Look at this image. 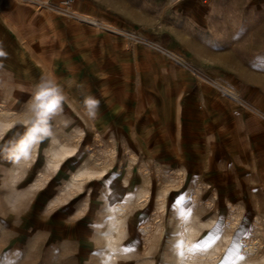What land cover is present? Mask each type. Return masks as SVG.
Returning <instances> with one entry per match:
<instances>
[{
  "label": "rangeland",
  "instance_id": "1",
  "mask_svg": "<svg viewBox=\"0 0 264 264\" xmlns=\"http://www.w3.org/2000/svg\"><path fill=\"white\" fill-rule=\"evenodd\" d=\"M82 8L123 31L86 27L48 11L56 28L76 22L88 40L62 48L60 68L55 62L47 73L51 85L33 94L54 92L59 104L44 123L47 135L38 134L26 161L16 162L11 149L33 126L36 100L25 104L23 113L0 114V120L14 122L13 144L0 147V264H107V233L114 217L122 215L125 231L113 264H179L187 255L189 222L213 221L195 235L189 253L200 254L231 234V243L214 264L245 258L250 240L264 250V120L226 91L264 110V69L249 70L248 55L239 64L229 55L224 60L208 54L198 44L208 34L170 0H83ZM166 51L192 62L223 89ZM60 80L77 82L65 103L69 86ZM79 82L94 90V107ZM5 139L0 136V145ZM60 144L75 147L63 163L79 159L58 170L44 162L34 165L36 174L45 172L36 189L47 181L49 197L60 192L48 207L35 205L41 194L25 190L29 184L34 190L42 172L31 182L33 178L23 181L20 171L37 155L46 159ZM84 167L104 173L67 187L72 174ZM105 178L108 183L102 182ZM177 196L183 202L172 207ZM232 208L241 213L235 228L229 226ZM54 216L64 218L58 235Z\"/></svg>",
  "mask_w": 264,
  "mask_h": 264
},
{
  "label": "crops",
  "instance_id": "2",
  "mask_svg": "<svg viewBox=\"0 0 264 264\" xmlns=\"http://www.w3.org/2000/svg\"><path fill=\"white\" fill-rule=\"evenodd\" d=\"M82 6L83 0H80L79 7L84 12ZM176 7H181L177 10L199 30L208 34L207 38L198 39L199 46L204 47L208 54L222 56L224 60H226L225 56L229 55L239 64H244L245 60L242 56L248 55L250 56V61L247 62L250 65L249 70L262 71L264 69L262 66L264 63V0H209L208 2L184 0L181 6ZM76 22L79 21L76 20ZM76 22L56 28L47 10L38 11L19 0H0V53H3L0 55V110H2L0 114H14L15 110L23 113L25 104L36 100L33 94L38 91L37 88L51 85L47 73L51 71L55 62H58L56 69L60 68L62 48L77 45L78 39L88 40L85 34L79 33V26ZM85 26L90 27L87 24ZM60 83H64L63 86H69L65 94V103L71 99L77 82L69 84L68 81L60 80ZM79 83V87L86 93L89 100H94V90L88 91L82 82ZM13 130L14 124L12 128L0 135L5 134L7 139L0 147L13 144ZM2 157L5 159L8 155L3 154ZM48 157L44 159L43 156L37 155L36 159L28 163L32 164L29 168L27 166L26 169L20 171V178L23 181L33 178L31 182L42 172L38 182L33 184L34 190L29 188V184L25 191H37V195H41L35 205L42 203L47 207L50 199L60 192L49 197L45 190L47 181L42 184L41 188L36 189L45 172L38 170L36 174L34 165L42 162L48 164ZM28 158L20 161H26ZM63 164L66 163L62 160L60 166ZM46 166L53 170L60 168V166L58 168ZM14 168L9 172L12 181ZM14 173L17 171L15 170ZM64 203L66 202L54 207L63 206ZM52 220L56 223V235H58V228L62 226L64 218L54 216ZM48 227L50 234V225Z\"/></svg>",
  "mask_w": 264,
  "mask_h": 264
},
{
  "label": "bare ground",
  "instance_id": "3",
  "mask_svg": "<svg viewBox=\"0 0 264 264\" xmlns=\"http://www.w3.org/2000/svg\"><path fill=\"white\" fill-rule=\"evenodd\" d=\"M88 15V14H87ZM90 16V15H88ZM95 20H98L97 17H92ZM103 22L101 20H98V22ZM105 23V22H103ZM107 24V23H106ZM14 27V26H13ZM226 91L228 94L232 95L235 94L231 89H227ZM2 111V110H0ZM29 120V119H28ZM26 120V122H29ZM13 120H0V133L2 134L6 129L11 127L13 125ZM7 126V128H6ZM37 143V142H36ZM75 151V147H70L65 144H60L58 147H55L51 150L50 156L48 158V166L52 168H58L60 166V163L62 160L66 159L68 156L72 155ZM29 157V154H28ZM23 160V159H21ZM104 173V169L102 170H93L88 167H84L76 171L70 178L67 187L72 186H81V183L85 181L86 179H89L96 175H102ZM37 186V184L35 185ZM126 205V204H125ZM213 205V204H212ZM120 213H125L126 208L124 206H121L118 208ZM233 215L232 219L234 221L233 224L229 225L231 228H235L234 226L240 219V215L236 208H232ZM256 218V217H255ZM196 219V218H194ZM193 220V219H192ZM212 220V219H211ZM239 223V222H238ZM213 224V221L210 223H191L189 222L186 225V236L184 238V253L187 254L184 257H181V261L179 264H214L215 261H217V258L219 255L227 248V246L231 243V234H225L221 237L220 241L214 245H212L210 248H207L204 250V252L200 254H194L189 253L188 245L194 242L195 235L201 231L203 227H210ZM124 227H125V218L122 216H115L114 217V224L112 225L111 231L107 233L108 237V243L109 247L111 249V252L107 259V264H113L114 262H117L118 256L120 253H118V249L120 247V242L122 239V236L124 235ZM211 228V227H210ZM144 230L149 233V229L147 227H144ZM114 231L117 232V234L114 233ZM256 236V235H255ZM254 240V239H253ZM251 241V240H250ZM248 242L246 245V252L247 255L244 259H240L235 264H263L264 262V250L261 245H257L256 242ZM258 242V241H257ZM261 248V250H260ZM259 250L263 253L261 255L259 254Z\"/></svg>",
  "mask_w": 264,
  "mask_h": 264
},
{
  "label": "built area",
  "instance_id": "4",
  "mask_svg": "<svg viewBox=\"0 0 264 264\" xmlns=\"http://www.w3.org/2000/svg\"><path fill=\"white\" fill-rule=\"evenodd\" d=\"M23 2H28L34 6H37L39 9H44L47 11H53L63 16L71 17L79 22L86 23L90 26H94L98 29H101L103 31L112 32V33H122V29L113 26L110 24H106L103 22H98V20H95L94 18H91L84 12L80 10L79 4L80 0H21ZM184 0H170V3L172 6H181ZM204 2H208L209 0H203ZM130 35L134 36L136 34L130 33ZM167 52V51H166ZM172 58L177 60L179 63L183 64L187 68L191 69L198 75H203V78H206L207 81L212 82L214 85H216L218 88L223 89V87L218 86V83L213 81L211 76H208L202 72L195 64H193L190 61L185 60L184 58H181L178 54L172 53L170 51L167 52ZM233 100L237 102L238 104L242 105L247 111H250L260 118L264 120V110L257 107L254 103L249 101L247 98L242 96L241 94H233Z\"/></svg>",
  "mask_w": 264,
  "mask_h": 264
},
{
  "label": "clouds",
  "instance_id": "5",
  "mask_svg": "<svg viewBox=\"0 0 264 264\" xmlns=\"http://www.w3.org/2000/svg\"><path fill=\"white\" fill-rule=\"evenodd\" d=\"M42 92H47V91L42 90L39 92V95L36 96V103L34 105L33 126L30 127L26 135L23 138H21L11 149V155L15 160H17V157H19L18 160L28 157L29 148L26 147L25 145L28 141V138L32 134V131L34 129L43 130L45 128L41 117V113L45 111V108L43 106H46L47 104L51 103L53 100L59 99V97L54 92L53 93L47 92L48 93L47 96H41ZM38 134H42V132L36 133L37 139L40 138Z\"/></svg>",
  "mask_w": 264,
  "mask_h": 264
},
{
  "label": "snow or ice",
  "instance_id": "6",
  "mask_svg": "<svg viewBox=\"0 0 264 264\" xmlns=\"http://www.w3.org/2000/svg\"><path fill=\"white\" fill-rule=\"evenodd\" d=\"M0 55H3V53H0ZM48 93L47 92H42L41 93V96H47ZM39 98V97H38ZM96 101L95 100H89L88 101V104H89V107L92 108L96 105ZM58 104H59V99L58 100H53L51 103L47 104L46 106H43L45 108V111L41 113V117H42V122L45 123L46 121V118L49 117L50 114H52L58 107ZM0 127H2V125H0ZM37 132H42V134H45L47 135V129L44 128L43 130H40V129H34L32 131V134L30 135V137L28 138V141L26 143V147L30 148V146L32 144H34L37 140V136H36V133ZM19 159V157H17V160ZM74 159H79V157H75V158H69V160L66 162V165L67 166L68 164H71L73 162ZM111 175V174H109ZM103 183H108L109 181L107 180V178H105L104 181H102ZM183 202V197L182 196H177L176 197V201L175 203L172 205V207H175V204H178V203H182ZM219 227H217L216 231L219 232ZM211 241V237H208V239L205 240L204 242V247L207 246L208 243H210ZM199 247V245H198ZM128 248L127 246L125 247V251H127ZM240 259H244L243 256H240L239 257Z\"/></svg>",
  "mask_w": 264,
  "mask_h": 264
}]
</instances>
